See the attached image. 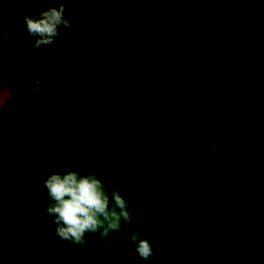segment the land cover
Returning <instances> with one entry per match:
<instances>
[{"label":"trees","instance_id":"trees-1","mask_svg":"<svg viewBox=\"0 0 264 264\" xmlns=\"http://www.w3.org/2000/svg\"><path fill=\"white\" fill-rule=\"evenodd\" d=\"M168 1L111 0L135 11L137 19L129 23L120 52L111 46L114 41L101 50V66L119 83L127 119L114 126L117 135L108 142L102 139L101 126L92 128L91 140L69 135L50 164L16 177L15 227L23 240L0 237V264H145L131 240L127 250L116 251L137 228L140 238L162 249L147 264H206L207 255L216 251L239 264H264V177L255 169L237 178L228 171L231 155L240 156L244 149L264 165V129H250L251 122L262 119L256 116L259 112L245 116L247 100L225 96L214 65L221 60L216 56L225 55L247 68L241 77L229 71L226 81L238 76L240 82L229 86L251 80L263 86L264 0H170L167 7ZM184 10L195 11L194 25L179 28L177 24L185 23ZM231 31L236 40L240 35H260L261 44L245 41L239 50L228 49L222 42ZM9 34H0V64L7 56L18 58ZM198 65L209 69L203 83L215 84L217 91L198 90L193 84L202 78L196 77ZM25 68L22 79L0 67V79L22 105L38 101L53 82L51 74ZM161 111L180 119L159 123ZM228 140H234L230 149L224 145ZM253 140L256 149L249 148ZM144 148L145 158L139 159L136 153ZM196 159L197 166L182 171ZM63 165L81 174H97L109 190L119 188L134 206L132 225L122 223V230L107 238L110 244L95 236L89 246L85 237L87 257L69 244L75 257L71 262H65L61 252L66 243L55 235L49 243L40 235L34 212L47 195L43 179Z\"/></svg>","mask_w":264,"mask_h":264},{"label":"rangeland","instance_id":"rangeland-1","mask_svg":"<svg viewBox=\"0 0 264 264\" xmlns=\"http://www.w3.org/2000/svg\"><path fill=\"white\" fill-rule=\"evenodd\" d=\"M204 1L209 2L208 0ZM57 2L68 5V12L65 15L70 18L73 28L71 30L61 28V36L52 46H42L34 52L30 47L31 41L26 38L23 15L29 6H32L34 10H39L41 6H54ZM160 2L162 0H159ZM171 3L169 0L166 3L167 7ZM193 12L195 11L184 10L182 14L185 23L177 24V27L181 28L187 23L194 25ZM135 16V11L117 6L111 0H0V34L7 35L9 34L7 31L10 32L14 51L18 56L16 59L7 56L0 67L12 76H22V79L25 76V67H29L39 74L53 76L49 91L38 101L22 105L13 98L10 102L11 112L15 118L21 113L24 115L23 120L17 126L18 130L10 141L7 139V134L11 129L12 119L7 121L8 125L5 128L0 129V174L11 173L8 176L0 177V237L16 241L23 240L15 227L16 196L13 183L19 174H23L25 171H35L41 166L50 164L56 150L67 143L71 134L91 140V131H94L97 126H101L99 129L105 133L102 139L108 142L117 135L114 126L125 123L124 120L127 119L126 106L119 97V83L102 68L101 50L108 46L110 41H114L116 44L111 46H116L115 49L120 52V45L128 33L129 23H135L137 20ZM230 33V38L222 42L228 49L239 50L243 47L240 44L245 41L261 44L259 40L262 39V36L260 35L249 34L250 37L240 35L236 40L234 31ZM231 35L233 36L231 37ZM216 59L217 61L221 59L214 62L215 72H219L223 79L220 89L225 91L224 94L227 98L242 102L243 100L248 101L245 110L247 118H252L255 113L259 112L256 116L262 120H256L250 124L251 131L258 133L264 129V84L259 86L256 81L251 80L249 83L242 81V85L238 87L229 86L228 84L233 82L239 84L238 76L246 72L247 68L243 63L232 61L225 55L216 56ZM233 69L238 75L237 78L226 81L229 71L230 75H233ZM197 70L196 77L199 75L202 77L199 78L200 82L194 83L193 81L197 89L217 91L215 84L212 85L213 83L210 82L208 84L211 85H205L203 83L209 79V69H202V66L198 65ZM42 78L41 76L37 86L41 84ZM6 107L9 109L7 104ZM166 118L179 120L180 116L169 111H161L158 122L164 124ZM88 131L89 134H87ZM12 143H15L18 152L23 151L24 155L33 149L42 151L36 154L38 158L35 163L31 161L25 163L23 158L21 160L14 159L10 163L9 149ZM233 144L234 140L224 143L227 149L232 148ZM2 146L5 147L3 154H1ZM249 148L256 149L257 141L253 140ZM145 150L144 148L143 152L136 153L139 159L145 158ZM253 156L254 154L246 149L241 151L240 156L232 154V160L228 164L230 176L237 178V175H244V170L250 172L255 169L258 176L264 177V165L260 164ZM5 157L8 162L6 165ZM198 164L197 159L193 163L189 162V165H185L182 171ZM13 165L15 170L11 169ZM247 187L249 189L250 184ZM140 189L143 191L142 187ZM48 203L46 195L45 201L42 202L43 205L34 207V212L38 217L36 229L42 237H45L51 224V218L43 215V207ZM137 232L141 235L139 228H137ZM85 237H87L88 245L92 246L94 236L89 233ZM141 238L145 239L143 236ZM129 240L130 237L124 238L118 244L119 248L116 251L127 250ZM69 247V244H62L61 252L64 254L65 262H71L73 258ZM205 262L206 264H239L233 260H227L222 251L207 255Z\"/></svg>","mask_w":264,"mask_h":264},{"label":"clouds","instance_id":"clouds-1","mask_svg":"<svg viewBox=\"0 0 264 264\" xmlns=\"http://www.w3.org/2000/svg\"><path fill=\"white\" fill-rule=\"evenodd\" d=\"M67 12L68 5L63 2L41 6L39 10L32 6L27 8L23 27L32 51L52 46L61 36V28H73L65 15ZM43 187L50 201L43 207V215L50 217L54 225L45 233L49 243L55 235L62 243L81 249V255L87 257L86 234L99 236L107 245L109 235L120 232L122 223L132 225L134 206L129 205L119 188L109 190L95 173L81 174L70 165H63L59 171L46 175ZM130 240L135 245V254L145 264L162 251L159 245L154 247L148 239H141L139 232H132Z\"/></svg>","mask_w":264,"mask_h":264},{"label":"crops","instance_id":"crops-1","mask_svg":"<svg viewBox=\"0 0 264 264\" xmlns=\"http://www.w3.org/2000/svg\"><path fill=\"white\" fill-rule=\"evenodd\" d=\"M13 100V97L10 93V91L8 90V88L6 87V84L0 79V129H3L5 128L8 123L7 121L9 119H12V122H11V129L10 131H8V134H7V139L8 141H10L13 136L15 135L16 131L18 130L17 129V126L18 124L23 120V113L19 114L17 116V118L14 117V114L11 112V103ZM6 104L9 106V109L6 107ZM42 150L40 151H37L36 149H33V150H30L26 155H24L23 151L21 152H18V147L15 143H12L11 146H10V149H9V154H10V163L14 160V159H24L23 162L25 163H29L30 161L32 163H35L36 161V158L38 154V152H41ZM5 152V147L2 146L1 148V154H3ZM5 165L8 164L7 162V157H5ZM27 165V164H25ZM33 165V164H32ZM15 166L13 165L12 166V170H15L14 169ZM11 173H8L6 175H4L3 173L0 174V177H5V176H8L10 175Z\"/></svg>","mask_w":264,"mask_h":264}]
</instances>
